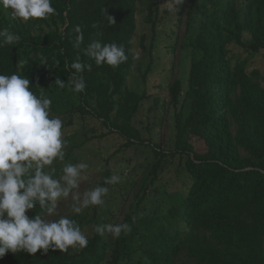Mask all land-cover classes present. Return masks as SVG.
Returning a JSON list of instances; mask_svg holds the SVG:
<instances>
[{"label": "trees", "instance_id": "16d2710c", "mask_svg": "<svg viewBox=\"0 0 264 264\" xmlns=\"http://www.w3.org/2000/svg\"><path fill=\"white\" fill-rule=\"evenodd\" d=\"M52 6L56 11L47 19L26 23L0 7V28L21 37L18 45L0 48V74H19L23 59L39 55L47 64L32 67L30 87L37 95L50 93L51 99L69 89L67 84L59 88L55 81L59 77L67 83L70 65L79 54L92 69L82 73L86 88L79 93L75 111L101 122L107 134L115 131L126 141L125 147L142 144L154 154L144 170L137 205L172 167L188 180L187 189L166 195L169 224L174 227L158 225L149 237H141L137 248L129 246L131 232L113 241L109 233L100 236L93 229L87 247L75 253L71 248L50 249L47 254L41 250L35 256L8 252L0 264H123L135 257L139 260L134 264H264V86L259 72L248 73L244 61L234 60L230 53L232 45L254 54L264 52V0H202L179 6L178 20L187 11V28L197 36L188 47L184 98L188 115L184 122L177 116L170 150H163L158 135L152 133L161 123V116L155 117L158 103L149 108L156 125L140 126L137 116L152 97L127 87L134 65L136 15L139 7L146 8L145 21L154 28L153 13L158 10L152 0H52ZM107 14L115 25H108ZM76 26L84 35L81 48L95 39L116 43L124 46L127 61L116 68L96 66L74 48ZM170 48L174 51L177 43ZM167 88L177 106L181 83ZM138 206L124 220L132 229L140 223ZM41 212L37 206L26 214L34 218ZM143 223L155 228L153 219Z\"/></svg>", "mask_w": 264, "mask_h": 264}, {"label": "clouds", "instance_id": "9594fccd", "mask_svg": "<svg viewBox=\"0 0 264 264\" xmlns=\"http://www.w3.org/2000/svg\"><path fill=\"white\" fill-rule=\"evenodd\" d=\"M184 2L167 0L163 10L174 14ZM0 7L9 10L13 19L25 22L47 19L56 11L52 0H0ZM106 19L109 26L116 24L111 15L107 14ZM74 31V48L96 66L116 68L127 61L123 45L95 39L81 48V27L76 26ZM20 40L8 28H0V48L18 45ZM70 69L67 83L57 77L55 85L63 89L67 84L71 91L83 92L86 82L82 73L91 71L92 64L84 63L78 54ZM30 83L24 75L0 74V258L8 252L35 256L41 250L47 254L50 249L68 252L70 248H86L87 236L76 219L58 212L60 203L70 200V212L79 216L91 206H103L109 192L106 186L80 190L82 181L88 179L89 164L64 163L67 141L63 121L52 116V100L43 92L35 94ZM56 162L63 164L59 174L53 167ZM120 179L112 175L104 184L114 185ZM37 206L42 212L29 218L26 213ZM131 230L128 223L94 226L95 233H110L114 238Z\"/></svg>", "mask_w": 264, "mask_h": 264}, {"label": "rangeland", "instance_id": "374dc122", "mask_svg": "<svg viewBox=\"0 0 264 264\" xmlns=\"http://www.w3.org/2000/svg\"><path fill=\"white\" fill-rule=\"evenodd\" d=\"M167 0H152L155 9L153 13L156 18V26L146 23L148 10L139 7L136 15V32L133 38V58L134 65L131 70L127 87L130 91L140 95L151 96L144 102L137 122L142 127L149 125L151 128L156 125L153 113L149 111L158 103V111L155 117L161 116L160 126L153 129L152 133L158 135V139L163 150H170L172 140L175 138V126L179 115L184 122L188 115L184 102L185 93L188 89L190 71V49L188 47L195 41L197 31L191 33L187 28V11L179 21L177 12L170 13L163 10ZM189 5H196L202 0H185ZM23 23L25 21L19 20ZM249 38L245 35V40ZM179 40V41H178ZM176 41V42H175ZM177 43V48L172 51L170 46ZM185 47V48H184ZM230 53L234 60L244 61L248 73L259 72L264 86V52L250 53L244 48L232 45ZM39 55L23 59L19 64V75L29 77L32 67L40 65ZM181 83L182 94L177 106L171 103V96L167 86L169 84ZM50 96V93L47 94ZM51 114L59 117L63 121L64 139L67 141L64 163H78L81 161L89 164L88 179L82 181L81 191L96 186H104V180L112 175L121 177L120 181L114 185H105L109 188L103 206H91L84 210L81 215L75 216L69 210V201H62L58 212L76 219L87 238L93 236L94 221L99 224H122L128 214H131L138 206L139 199L137 194L142 195L141 180L145 176L144 170L149 163L154 160L152 149L146 145L134 144L125 147L126 141L115 131L107 134L109 130L95 118L84 119L77 111L79 106V93L71 91L69 88L66 93H54ZM87 117V116H86ZM152 118V119H151ZM157 120V119H156ZM71 121V124L68 122ZM105 134H107L105 136ZM102 135V136H101ZM53 167L59 174L63 167L61 162H56ZM188 180L182 176L175 167L168 169L156 182L149 188V195L138 206L139 219L137 225L131 230L128 238L129 246L137 248L142 244L141 237H149L156 230L158 225L174 227L169 218L168 194L185 191ZM153 219L155 228L148 229L143 223ZM110 234V233H109ZM128 234V233H127ZM111 239L115 241L110 234ZM125 234H121L122 238ZM75 253L80 249H72ZM111 253V252H109ZM139 259L134 258L136 263ZM128 259L123 264H134ZM105 264H108L107 261Z\"/></svg>", "mask_w": 264, "mask_h": 264}]
</instances>
